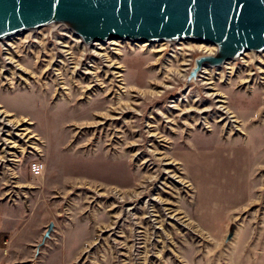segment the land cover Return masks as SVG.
<instances>
[{"label":"rangeland","instance_id":"374dc122","mask_svg":"<svg viewBox=\"0 0 264 264\" xmlns=\"http://www.w3.org/2000/svg\"><path fill=\"white\" fill-rule=\"evenodd\" d=\"M215 49L88 48L65 27L0 42L8 264H264V53L182 91Z\"/></svg>","mask_w":264,"mask_h":264},{"label":"water","instance_id":"95a60500","mask_svg":"<svg viewBox=\"0 0 264 264\" xmlns=\"http://www.w3.org/2000/svg\"><path fill=\"white\" fill-rule=\"evenodd\" d=\"M46 27H65L88 48L111 41L215 46L194 59L186 91L205 67L264 53V0H0V42ZM54 226L49 223L42 243Z\"/></svg>","mask_w":264,"mask_h":264},{"label":"crops","instance_id":"0c3cea01","mask_svg":"<svg viewBox=\"0 0 264 264\" xmlns=\"http://www.w3.org/2000/svg\"><path fill=\"white\" fill-rule=\"evenodd\" d=\"M11 207L7 202L0 200V264H8L9 251L11 250L10 239L7 238L12 235L11 223L12 214Z\"/></svg>","mask_w":264,"mask_h":264},{"label":"built area","instance_id":"2783aa9c","mask_svg":"<svg viewBox=\"0 0 264 264\" xmlns=\"http://www.w3.org/2000/svg\"><path fill=\"white\" fill-rule=\"evenodd\" d=\"M45 169V164L42 161H36L32 164L31 170L34 175H42Z\"/></svg>","mask_w":264,"mask_h":264}]
</instances>
